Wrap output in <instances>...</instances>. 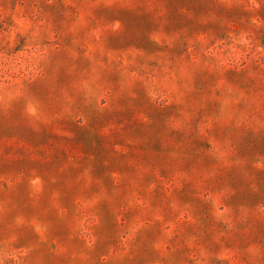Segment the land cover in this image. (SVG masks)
Masks as SVG:
<instances>
[{"label": "rangeland", "instance_id": "rangeland-1", "mask_svg": "<svg viewBox=\"0 0 264 264\" xmlns=\"http://www.w3.org/2000/svg\"><path fill=\"white\" fill-rule=\"evenodd\" d=\"M0 264H264V0H0Z\"/></svg>", "mask_w": 264, "mask_h": 264}]
</instances>
